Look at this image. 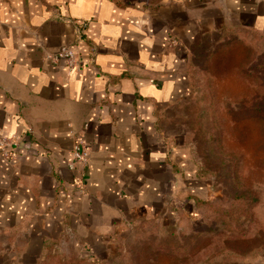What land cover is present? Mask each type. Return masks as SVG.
Here are the masks:
<instances>
[{
    "label": "crops",
    "instance_id": "1",
    "mask_svg": "<svg viewBox=\"0 0 264 264\" xmlns=\"http://www.w3.org/2000/svg\"><path fill=\"white\" fill-rule=\"evenodd\" d=\"M244 33L264 39V0H0V136L19 139L0 151V239L16 264H108L145 222L200 216L212 183L177 109L200 45ZM63 47L80 72L48 59ZM75 134L89 161L73 172Z\"/></svg>",
    "mask_w": 264,
    "mask_h": 264
},
{
    "label": "rangeland",
    "instance_id": "2",
    "mask_svg": "<svg viewBox=\"0 0 264 264\" xmlns=\"http://www.w3.org/2000/svg\"><path fill=\"white\" fill-rule=\"evenodd\" d=\"M213 39L195 51L196 61L189 63L193 90L177 109L187 142L212 183L211 204L194 220L145 222L108 264H227L264 254V120L257 118L258 111L264 116V39L252 33ZM240 182L259 202L238 225L234 193ZM0 240V264H16L7 236ZM161 244L189 249L174 256Z\"/></svg>",
    "mask_w": 264,
    "mask_h": 264
},
{
    "label": "built area",
    "instance_id": "3",
    "mask_svg": "<svg viewBox=\"0 0 264 264\" xmlns=\"http://www.w3.org/2000/svg\"><path fill=\"white\" fill-rule=\"evenodd\" d=\"M48 59L55 63L62 60L70 72H80L83 68L81 60L76 55L75 51L69 47H63L57 55L48 57ZM75 136L72 146V161L69 164V169L73 172L78 171L82 167H87L89 161V148L87 143L79 137V135L75 134ZM18 142L19 139L17 137L8 138L0 136L1 154L7 157Z\"/></svg>",
    "mask_w": 264,
    "mask_h": 264
},
{
    "label": "trees",
    "instance_id": "4",
    "mask_svg": "<svg viewBox=\"0 0 264 264\" xmlns=\"http://www.w3.org/2000/svg\"><path fill=\"white\" fill-rule=\"evenodd\" d=\"M249 72H247V74H248ZM258 113H260L259 115L257 114V118H259V119H261L262 121L264 120V116H263V114H261V112L260 111H258ZM263 123H264V121H263ZM206 170L203 168H201V174H202V176L203 177H205V178H207L206 176H205V173H207V172H205ZM239 185L240 186H242L241 187V189L240 190H238V191H236L235 193H234V197H235V199H234V201H235V203H237V209L234 211V214H237L235 217H237V218H234V220L236 221V223L238 224V225H240V224H242L243 222H245L249 217H251L252 216V214H253V212H254V210H255V208L257 207V204H258V202H259V198L255 195V193L253 192H251V190L249 189V187H247L246 185H244L243 183H239ZM247 191H248V193L250 194H248L247 193ZM240 203H242V205H240ZM210 202L209 201H205V202H203V204H202V207L203 206H210ZM230 211H228V213H229ZM214 224V223H213ZM213 224H212V226L206 231H204V232H209V231H211L212 230V227H213ZM194 238H198V236H195ZM163 246V247H162ZM186 247H188V246H186ZM185 247V248H186ZM159 248L161 249V250H163V251H165V252H171V254H173L174 256L178 253V252H183L182 250H188V249H181L180 247H176V246H174V245H170V246H168L167 244H161V245H159ZM194 248V247H193ZM192 248V249H193ZM135 249H131V253L134 251ZM140 253V252H139ZM43 264H68L67 262L66 263H61V261H55V259H53L52 257H49V259H48V261H46V262H44Z\"/></svg>",
    "mask_w": 264,
    "mask_h": 264
}]
</instances>
